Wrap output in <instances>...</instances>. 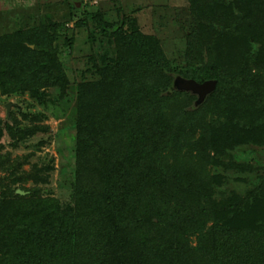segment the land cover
<instances>
[{"label":"trees","instance_id":"1","mask_svg":"<svg viewBox=\"0 0 264 264\" xmlns=\"http://www.w3.org/2000/svg\"><path fill=\"white\" fill-rule=\"evenodd\" d=\"M187 2L172 58L133 12L111 21L75 3L66 21L0 34V99L22 104L0 120V264H264V159L250 156L264 149V0ZM81 32L87 68L74 82L62 54ZM97 37L112 57L92 50ZM175 76L216 86L193 108ZM70 85L63 201L44 187L52 164L24 171L31 155L1 141L40 150L29 143L46 114L31 108L57 109Z\"/></svg>","mask_w":264,"mask_h":264},{"label":"rangeland","instance_id":"2","mask_svg":"<svg viewBox=\"0 0 264 264\" xmlns=\"http://www.w3.org/2000/svg\"><path fill=\"white\" fill-rule=\"evenodd\" d=\"M188 0H0V34L12 31L18 27L28 26L39 22L48 15L54 21L63 22L67 20L71 11V3H75L80 9H87L90 12L100 10L107 20H117L118 13H134L137 23L142 32L156 35L163 45L165 54L172 58L178 48L182 45L183 30L180 28L186 19L185 10L188 8ZM32 22L30 18H33ZM173 20V21H172ZM68 28H72L73 22L68 23ZM97 37L92 50L96 55L113 56V47L106 43V39ZM86 34L83 32L76 34L75 47L70 55L63 52L62 58L65 60L68 75L71 81H79L81 72L87 68L88 45L85 42ZM75 86L70 85L68 97L58 102L57 109L50 107L44 110L40 107L31 108L32 111H43L46 118L41 125L47 130L38 132L30 140L29 146L42 142L40 150L25 148L11 149L7 145V139H2L4 143L3 151H8L12 158H28L29 162L24 164L22 169L29 171L33 163L39 166L44 164L53 165L50 173L49 184L44 186L52 192L50 196L57 197L63 201L69 200L70 189L68 183L72 179L74 171V130L72 123L75 110ZM26 99V97H24ZM27 100V99H26ZM10 103L8 116L6 105ZM18 99H0V120L9 118L14 107H21ZM248 152L242 157L247 158ZM264 159V149L250 155ZM243 158V159H245ZM52 161V162H50ZM26 188L30 184L24 185Z\"/></svg>","mask_w":264,"mask_h":264},{"label":"water","instance_id":"3","mask_svg":"<svg viewBox=\"0 0 264 264\" xmlns=\"http://www.w3.org/2000/svg\"><path fill=\"white\" fill-rule=\"evenodd\" d=\"M216 86V81L206 80L202 83H198L192 79H185L181 76H175L173 81V89L180 92H188L196 96V99L193 102V108L199 107L206 99V97L211 94ZM10 103L6 105V114L8 116ZM17 194L23 195L24 192L17 190Z\"/></svg>","mask_w":264,"mask_h":264}]
</instances>
